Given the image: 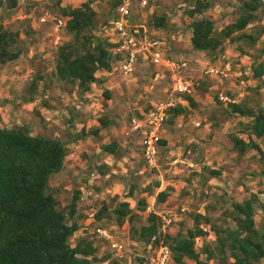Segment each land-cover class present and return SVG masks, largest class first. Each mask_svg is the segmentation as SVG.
I'll use <instances>...</instances> for the list:
<instances>
[{"label": "rangeland", "instance_id": "1", "mask_svg": "<svg viewBox=\"0 0 264 264\" xmlns=\"http://www.w3.org/2000/svg\"><path fill=\"white\" fill-rule=\"evenodd\" d=\"M2 1L0 25L18 31L15 45L20 55L14 61L0 63V127L22 126L31 135L57 137L65 144V167L51 176L49 186L56 190L58 207L67 221V205L78 192L73 219L79 228L70 238L72 246L80 237H86L92 240L97 255L108 252L107 242L98 239L94 232L96 226H101L122 244L121 257L111 256L112 264H139L138 258L146 253L145 242L136 240L135 231L148 222L150 207L159 218L158 214L171 219L164 230L161 225L159 228L169 235L184 234L192 228L197 213L209 218L208 224L201 226L202 230L206 228V234L195 238L194 247L201 264H219L214 228L232 226L234 204L251 194L263 206L256 208L253 215L255 226L262 228L264 161L253 150L239 155L233 148L235 137L249 141V120L224 110L230 109L228 101L244 100L248 107L264 108V74L253 77L254 68L264 65V0H260L256 10L257 19L232 34L235 37L249 33L255 37L254 43L233 40L231 36L213 54L192 48L191 22L210 19L219 32L237 19L239 6L247 0H212L208 9L192 16L187 11L195 0H149L146 9H133V24L144 25L149 38L162 40L163 48L172 50V60L188 61L186 76L193 85L191 96L196 103L191 106L182 95L173 94V105L181 103L187 110L175 116L172 123H164L162 138L166 145L160 148L153 165L144 161L138 139L127 138L124 129L131 115L144 111V101H159L167 96L169 80H161L152 89L143 79L148 73L145 66L134 79L124 81L111 65L107 70L96 71L95 81L86 89L78 82L62 81L55 74L58 49L73 38L65 26L56 30L51 22L40 20L46 14L63 16L56 0H18L12 10L5 8L7 0ZM83 1L62 0L61 5H79ZM97 4L94 1L91 6L96 13L91 33L104 39L110 33L104 24L111 4L102 2L100 9ZM160 17H164V26H154ZM81 42L77 44L80 53L89 49L86 41L82 42L84 45ZM108 53L112 64L111 46ZM31 95L32 101H25ZM253 140L264 151V138ZM108 143L117 145L113 153L103 150ZM210 170L218 174L212 176ZM132 184L136 185V193L129 197ZM161 191L168 192L164 201L157 199ZM140 199L144 200L145 209L138 205ZM124 201L131 213L120 226L110 212L95 220L94 214L103 205L110 211ZM198 221L204 223L203 218ZM205 246L213 251V258H207ZM227 261L233 259L228 256ZM259 264H264V259Z\"/></svg>", "mask_w": 264, "mask_h": 264}, {"label": "trees", "instance_id": "2", "mask_svg": "<svg viewBox=\"0 0 264 264\" xmlns=\"http://www.w3.org/2000/svg\"><path fill=\"white\" fill-rule=\"evenodd\" d=\"M94 1L96 0H85L79 5L64 6L61 5L62 0H56L61 14L68 18L64 26L73 39L70 43L67 42L59 47L55 74L62 81L78 82V85L84 89L95 81L96 71L107 70L111 67V56L108 53L111 42L106 37L101 39L99 35L91 33L94 29L96 15L91 8ZM2 2L0 0V5ZM212 2V0H195L194 6L188 9L187 15L201 14L212 5ZM100 3L102 2L95 5L97 9L101 8ZM109 3L112 9L115 6L114 1ZM17 4L18 0H7L5 8L12 10ZM259 7L260 0L243 1L239 6L240 15L237 19L219 32L215 31L214 23L210 19L193 20L190 25L192 48L213 54L225 38H230L234 32L244 30L257 19L256 10ZM154 26H164V17L156 18ZM17 37V30L9 31L0 25L1 64L14 61L19 57L20 50L15 45ZM231 38L233 40L242 39L251 44L255 41V37L246 32ZM79 41H86L89 49L82 53L78 52ZM82 42L81 45H84ZM164 50L170 57L169 52L172 50L170 48H164ZM188 68L189 64L188 67L181 69L183 71L180 74L186 79H188L186 76ZM263 74L264 65L254 68V78L261 77ZM31 85V91L34 94L36 83ZM193 91L192 83L189 92H172L169 88L167 96L161 100H169L173 94H177L182 95L191 106H196L191 96ZM109 96L107 90L105 97L108 99ZM31 99L32 95L25 101L30 102ZM142 106L145 112L152 108L148 100L144 101ZM228 106L230 109L224 110V113L243 116L249 120L247 130L249 141L235 137L233 148L239 155L253 150L254 154L264 161V151L253 140V138H264V108L248 107L245 100L240 103H229L228 101ZM186 110L181 103L170 106L165 111L166 121L172 123L175 116L185 113ZM137 114H139L138 110ZM103 124L107 125L105 121ZM158 144L160 148L164 147L166 140L161 138ZM116 146L115 143H108L102 148L106 152L113 153ZM65 159L66 148L60 138L31 135L22 126L0 127V264H101L105 260H108L107 264L113 263L110 261L112 252L108 250L105 254L97 255L91 239L80 237L73 246L70 243V238L79 228L73 219L78 192L67 205V221L64 211L58 207L56 190L49 186L51 176L64 169ZM209 173L212 176L218 174L215 170H210ZM262 175H264V169ZM135 186L132 184L129 187V197L136 193ZM167 195V191H161L157 199L164 201ZM140 204L143 205L142 209L146 208L144 200L140 199L138 205ZM261 206L258 197L251 194L240 203L234 204L232 213L234 224L232 226L214 228L219 264H259L264 259V224L259 229L255 226L253 219L255 209ZM105 212H110L120 226L131 210L126 201L118 203L110 211L106 205H103L102 209L94 214L95 220H100ZM200 218L204 219L203 224L199 223ZM208 222L209 218L197 213L192 228L187 229L184 234L169 235L159 230L160 218L152 211L148 215V222L135 231V236L137 241L145 242V244L150 242L152 237H155V244H159L160 241L167 244L171 253L170 261H173V264H187L186 260L194 261L193 264H201L194 244L196 237L206 234L201 226ZM203 252L207 254V258L215 256L213 251L206 246ZM228 256L233 259L232 262L227 261ZM138 259L139 264L145 263L144 255ZM204 264L208 263L204 262Z\"/></svg>", "mask_w": 264, "mask_h": 264}, {"label": "built area", "instance_id": "3", "mask_svg": "<svg viewBox=\"0 0 264 264\" xmlns=\"http://www.w3.org/2000/svg\"><path fill=\"white\" fill-rule=\"evenodd\" d=\"M110 1H115V6L111 9L109 19L104 26L107 31H110L106 38L111 42L113 55L111 65L114 66V70L120 79L131 81L145 66L148 69V76L145 77L144 81L152 89L161 80L166 79L169 80V88L172 92H189L191 89L190 81L185 76L180 75L183 71L181 69L188 67L187 62L183 59L172 60L164 52L163 45H161L164 44L163 42L149 38L146 35L147 30L144 25L132 23L133 9L146 8L148 0H96L97 3ZM65 19L58 14H46L40 20L41 22H51L58 30L64 27ZM173 103V97H170L169 100L150 101L151 109L140 112L138 116H130L127 121L124 134L127 138L138 139L142 156L149 165H153L159 155L160 146L158 142L162 138L163 126L167 117L165 111L173 106ZM147 210L152 212L150 207H147ZM158 215L164 230L171 219L167 215ZM94 232L98 239L107 242V248L112 252L113 257H121L119 253L122 251V244L114 239L106 228L96 226ZM154 240L155 237H152L151 241L145 244L144 264H169L171 253L168 245L162 241L155 244ZM107 263L108 260H105L101 264Z\"/></svg>", "mask_w": 264, "mask_h": 264}, {"label": "clouds", "instance_id": "4", "mask_svg": "<svg viewBox=\"0 0 264 264\" xmlns=\"http://www.w3.org/2000/svg\"><path fill=\"white\" fill-rule=\"evenodd\" d=\"M146 8H147V7H146ZM146 8H144V9H146ZM144 9H142V10H144ZM146 76H148V73H146ZM146 76H145V77H146ZM145 77H144L143 79H145Z\"/></svg>", "mask_w": 264, "mask_h": 264}]
</instances>
